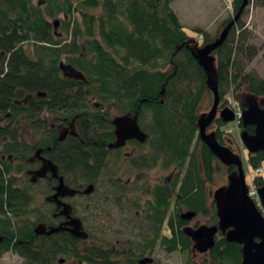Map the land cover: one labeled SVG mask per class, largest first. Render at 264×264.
<instances>
[{"label":"trees","instance_id":"16d2710c","mask_svg":"<svg viewBox=\"0 0 264 264\" xmlns=\"http://www.w3.org/2000/svg\"><path fill=\"white\" fill-rule=\"evenodd\" d=\"M171 1L44 0L42 6L33 0H0V250L20 255L26 264H56L60 253L73 255L82 264H124L115 261L118 255L111 250L90 247L79 252L81 241L66 234L35 237L37 223L25 221L33 214V199L28 189L17 187L15 176L24 170L32 148L20 141L18 128L25 119L32 129L41 130L46 122L38 119L44 109L66 111L69 117L78 115L80 139L84 144L98 143L99 154L93 147L68 145L65 172L81 173L85 183H95L96 167L105 164V146L113 140L109 109L97 108L98 104L115 103L119 110L144 113L151 158L164 157L165 164H178L180 170L186 166L179 188L180 203L206 215L207 184L214 185L223 170L228 176L236 171L235 166L223 165L198 137V110L206 99L211 109L213 95L193 53L219 34L211 40L200 31L201 42L188 36L170 8ZM241 3L233 0V17ZM254 3L264 6V0ZM244 13L212 54L223 107L230 86L235 95L245 87L247 94L264 97V80L245 71L258 51L242 23ZM62 15L59 29L63 33L58 36L53 23ZM233 17L223 22L222 28ZM61 63L81 72L86 82L64 77ZM40 94L46 96L37 97ZM28 96L32 98L24 104ZM91 99L95 100L93 105L88 103ZM224 125L221 119L213 123L221 145L227 143ZM246 130L254 133L253 126ZM247 160V167L257 170L262 167L264 153H248ZM253 184L261 187L264 180L257 176ZM163 190L154 196L155 205L149 203L147 209L154 233L148 247L151 249L159 239L167 252H188L191 241L183 234L181 220L177 225L171 222L170 239L160 237L171 193L168 188ZM212 207L213 220L217 221L214 202ZM129 256L127 263L131 264ZM207 256L210 264H242L241 246L228 243L224 237L216 240ZM187 264L197 263L189 260Z\"/></svg>","mask_w":264,"mask_h":264},{"label":"flooded vegetation","instance_id":"af4514ba","mask_svg":"<svg viewBox=\"0 0 264 264\" xmlns=\"http://www.w3.org/2000/svg\"><path fill=\"white\" fill-rule=\"evenodd\" d=\"M60 72L64 76V73L62 72V70H60ZM76 81H80L84 83L86 82V79L83 81L82 80H76ZM45 96L42 97L38 95L37 97L44 98ZM31 98H32L31 96H28V98L24 100V104L27 103L28 102L27 100ZM88 103L91 104L92 101H89ZM105 107L106 105H101V104H98L97 106V108H101V109ZM225 107L227 106L224 105L223 107L220 104L219 109L221 110ZM138 108L140 109L141 107L139 106ZM111 109L114 114H113V117L111 118L109 117V122H110V127H111L109 132L112 134L113 140L107 143L105 146V148L107 149L106 156H105V164L101 167L99 166L96 167L97 169H96L95 183L83 182L82 181L83 175L79 172L75 174H68L67 172H65L66 170L65 164H67L66 161H67V151H68L69 144L83 145L85 149L86 148L91 149V147H93L92 150L96 154H99V150L96 148V146H98V143L89 142L87 144H84V141L80 139V130L78 126L79 116L77 115V116L69 117L67 116L66 111H62L58 113V112H55L54 110H47V109H44L43 112H47V113L50 112L51 113L50 118H44V117L42 118L41 115L43 112L40 114V117L38 120H44V122H46V125H41V130L36 131V129H32L33 131L32 130L30 131V134H31L30 137L34 139V143L32 145L30 144L32 148L31 153L27 159L26 164L24 165V170L20 173V174L23 173V177L29 181L30 186L37 185L40 182H46L47 188H48L47 190L48 194L47 196L44 197V202L50 207L48 211L50 218L48 220L39 219V221L41 222L37 223L36 226L34 227L35 237L50 238V237H54L57 235L66 234L75 239L80 240L81 241L80 243H83L89 240L90 234L87 231H85L83 221L75 215L74 207L68 201L78 196H83V197L88 196L89 197L93 195L96 192V190L98 191L101 190V188H99L101 187V184L105 185L104 188L114 186L115 191L118 193L116 194L118 195V197L120 196L126 197L128 195H132V197L137 199L135 200L137 201V203L134 201L132 202V205L130 204L129 215L133 214L134 220H139L141 223H144L146 227L149 229V232L147 233H145L144 231H139L138 229V232H137L139 233L138 236L140 239H142L140 240V244H142L143 242L150 243L154 238V233L151 231L152 222L150 218L148 217L147 209H148L149 203H151L152 205H155L154 196L161 195L164 192L163 189L165 188H168L171 193L167 199V205L165 206L166 207V217L161 225L160 237H167L168 239L172 237V234H173L172 229H171L172 221L174 225H177L176 222L178 220H181L182 222H184V225L182 227V231L184 235H185L184 229L192 228L196 230L200 227L197 224L194 225V227H190L189 223L192 220H194L198 215H202V214H198L197 212L188 209L185 205L180 203L179 188H180L181 180L183 178V177L181 178L180 166L178 164H170V163L165 164L164 157L151 158L150 156V153H152V149H151V144L149 142V134L145 130V127L143 126L144 113L140 114L139 111L131 112L130 110L129 111L119 110L117 109V105L115 103L111 104ZM244 109L245 108L241 104L240 111H243ZM102 112H104V110H102ZM127 116L130 118H133L134 116H136L137 125L140 131L146 135V139L144 140V142H140L136 139H130V140H126L119 147L109 148L108 147L109 144L116 143V136L114 134V131L116 129V125L114 122L115 119L119 117H127ZM240 124L242 125L241 120H239L238 126L240 129H242V131L246 130V128H243L242 126H240ZM210 127H213V124ZM215 131L216 130H214L213 133H215ZM241 132L239 135H241ZM215 136H216V133H215ZM60 137H63V140H60L59 139ZM198 137H199V133H198ZM227 139L229 140L228 137ZM228 140H227V143L222 144V145L218 142V140L217 142L219 143L220 146L229 148L231 147V145ZM59 145L60 147H58ZM231 151L233 152L232 149ZM45 161H50L51 164L55 166L56 172L53 173L52 171L48 170L43 176L36 175V172L42 169ZM124 177L126 178L125 184H123L122 182V179ZM60 179L62 180V183L64 184V186H67L73 190L79 191V193H77L76 195L72 197L59 195L57 196V198H54V196L57 195L56 189L60 185ZM244 183L246 187L249 189L250 186L246 182V179ZM89 186H93V191L91 194L84 195L80 193ZM256 188L258 190L259 187H256ZM205 193H206V200H207V211H206L207 213L206 215H203V216H206V217L209 216L210 220L213 221V217H212L213 202L215 205V210H216V215H217L216 201L213 198L214 193H212L211 191H209L208 193L207 189H205ZM210 193L212 194L210 195ZM106 195H108V190L103 189L101 196H104L105 198ZM210 196H212L211 203L208 202V200L210 199ZM138 200L140 202H138ZM65 206H68V207L70 206L71 209L70 210L67 208L65 209ZM261 207L264 210V207L262 206V204H261ZM137 208H140V210L138 211ZM188 212H194L196 214L195 217H193L191 220H183L181 216ZM71 218L78 219L81 222L82 229L84 230V232L88 234V238L86 240L74 237L67 230L69 228L68 222L70 221ZM218 220L219 219L217 217V222H216L217 224H213L210 226H207V225H202V226L211 227L214 225H218ZM38 225H43L46 232L50 231L52 228H59V227L64 228V230L56 232V233H52L51 235H46V234L36 235L35 228ZM185 237L187 236L185 235ZM221 237L225 238V235L221 233V231H218V233L215 236V243H216V240ZM149 238L151 239L148 240ZM157 242L159 243V245L162 246L159 239L154 243V245ZM128 243L130 244L132 242H130V240L127 238L118 239V240H115V242H113L112 248H109V249L105 248V246L108 244H104V246L102 244L97 248L111 250V252H113L114 255L117 254L118 257L119 255H121V257L126 258V261L131 252V255H130L131 257L129 256L130 262H132L131 264H139V262L145 258L152 259V263L150 264L154 263L153 258L147 255V253H149L147 250L149 251L152 250L154 245L151 249H149L148 247L149 243H148V245H143L141 250L137 249V251H139V253H137L138 259L135 261L134 258H132V255L136 251L134 247L131 248L130 252L127 250L126 251L123 250L122 252H120L121 251L120 249L124 248ZM191 246H194V243L192 241H191ZM77 250L79 252L83 251V250L82 251L79 250V244L77 245ZM63 256H65L66 258H63ZM118 257L115 258V261H117L116 259H118ZM21 258L25 261L23 257ZM69 259H71L73 263H75L74 260H77V264H82V262L79 259H76L74 258L73 255L70 256L67 253L58 254L56 256V264H66Z\"/></svg>","mask_w":264,"mask_h":264},{"label":"rangeland","instance_id":"374dc122","mask_svg":"<svg viewBox=\"0 0 264 264\" xmlns=\"http://www.w3.org/2000/svg\"><path fill=\"white\" fill-rule=\"evenodd\" d=\"M33 2L36 5L39 3V5L44 6L45 4L44 0H33ZM170 8L178 17L184 32L188 36H191V38H197L196 40H200V42L203 40V36L199 33L200 31L203 35H206L212 40L223 30L222 23L234 15L233 0H172ZM75 18H78V15H75ZM63 19L64 16L62 15L55 20L63 21ZM242 23L248 25L249 28H247V30L251 33V44L254 45L258 51L257 56L246 65L245 71L253 72L260 79L264 80V6H257L255 5L254 0H251L250 4L245 8ZM59 28L57 32L63 33L62 29ZM200 42L199 45L203 44ZM166 69L168 68L166 67ZM233 88V86L228 88L225 100L227 101L226 104H229L231 108H234L239 112L240 105L245 103L249 94L246 93L244 87L235 95ZM223 89L226 90L227 87L225 86ZM258 100L263 102L264 97L258 98ZM91 101L92 103L90 105H93L95 100L91 99ZM208 103L209 99L204 100L198 110L199 115L208 114L210 111ZM105 105L106 108L109 109L110 118L113 117L114 113L111 109V104L108 103ZM261 106L264 108V104L261 103ZM50 115V112H43L41 117L50 118ZM0 118H2V116H0ZM21 121L22 122L19 124L18 128V130L20 129V141L23 144L29 143L32 145L34 139L30 137V131L32 130L31 127L33 125L25 119H22ZM5 123L3 122L1 125L3 126ZM214 130L215 126L208 128L207 132H214ZM222 130L225 132L224 141L227 142V137L229 138L228 141H230L231 149L243 161L246 182L248 185L253 184V178L256 177V173L255 170L248 168L246 164L248 161V152L243 147L239 135L242 129L239 128L236 121H233L224 125ZM193 149H195V144L192 145V150ZM185 169L186 166L181 170V178L184 175ZM15 177L17 178V187L28 189V192L32 195L33 199V203L30 206L33 210V214L24 218L25 221L39 223L41 222L39 219L48 220L50 218L48 213L50 207L44 202V197L48 194L46 182H40L37 185L30 186L29 181L23 177V173L17 174ZM122 182L125 184V177L122 179ZM228 182V174L223 170L222 173L218 175L214 185H208L206 189L208 193L209 191L214 193L217 189L225 185L227 186ZM104 186L105 185L101 184V187H99L101 190H96V192L89 197L78 196L68 201L74 207L75 215L83 221L85 231L90 234L89 240L79 244V250L82 251L90 247H99L102 244L103 246L104 244H108L105 248L109 249L112 248L115 240L127 238L132 243H128L124 248L120 249V252L123 250L130 252L131 248L134 247L136 251L132 255V258L136 261L138 259L137 253H139L137 249L141 250L143 245H148L149 243L143 242L140 244V240L142 239L139 238V233H137L138 229L145 233L149 232V229L144 223H141L139 220H134L133 214L129 215L130 204L132 205V202L137 199L132 197V195L118 197V195H116L118 193L115 191L114 186L107 188H104ZM103 189L108 190V195H106L105 198L104 196H101ZM212 193H210V195ZM211 200L212 196H210L208 202L211 203ZM135 202L137 203V201ZM138 202L140 201L138 200ZM137 210L139 211L140 208H137ZM262 214L264 215V210L262 211ZM216 222L215 219L211 221L209 216L198 215L189 223V226L194 227L196 224L198 226H210L216 224ZM150 239L151 238L148 240ZM147 251L149 252L147 255L151 256L154 260L153 264H187L189 260H192L197 264H210L207 254L197 253L193 250V246H191L188 252H167L157 242L152 250ZM63 258L66 257L63 256ZM116 260L121 261L122 263L124 262L125 264L129 259L127 258L126 261V258L119 255ZM74 261L75 263L69 259L66 264H76L77 260ZM0 264H25V261L20 255L2 248L0 250Z\"/></svg>","mask_w":264,"mask_h":264},{"label":"water","instance_id":"95a60500","mask_svg":"<svg viewBox=\"0 0 264 264\" xmlns=\"http://www.w3.org/2000/svg\"><path fill=\"white\" fill-rule=\"evenodd\" d=\"M248 6V0H242L241 6L233 17V19L223 28L219 37L210 44L196 49L193 57L200 68H202L206 76V85L213 95V104L208 114L200 115L197 127L199 138L207 146L210 152L225 166H235L236 171L228 176L229 183L225 187L217 189L213 198L216 201L218 225L211 227L200 226L198 229L186 228L185 235L194 243L193 249L199 254H207L215 246V236L218 231L225 235L228 243H233L241 246L242 264H264V217L259 208L248 195V188L246 187L245 173L241 159L234 154L229 148L220 146L216 140L215 133H207V129L213 124L216 119H221L224 124L230 123L235 119V113L229 107L219 109L220 97L218 91V81L215 71V58L212 55L225 42L231 28L240 19L243 11ZM55 34H59L58 28L60 21L56 20L54 23ZM60 36V34L58 35ZM60 70L64 76L74 80H85L84 75L77 71L71 65L61 63ZM39 96H45L40 94ZM258 98L249 95L245 103V109L241 114L242 127H254V133L250 134L243 130L240 135V140L243 147L250 154L259 152L264 153V108L261 106ZM116 129L114 134L116 136V143L109 144V148L119 147L126 140L136 139L144 142L146 135L142 133L137 125L136 116L119 117L115 119ZM63 140V137L59 138ZM48 170L53 173L56 172L55 166L50 161H45L42 169L36 172V175L43 176ZM57 196L72 197L79 193L67 186H64L60 179V185L56 189ZM93 191V186L87 187L80 192L84 195H89ZM258 195L262 206L264 207V185L259 187ZM71 209L65 206V209ZM194 212H188L181 216L183 220H191L195 217ZM67 229L74 237L86 240L88 234L82 229L81 222L78 219H70ZM64 228H52L46 232L43 225H38L35 228L36 235L46 234L51 235ZM3 240L0 237V242ZM152 259L145 258L139 264H150Z\"/></svg>","mask_w":264,"mask_h":264},{"label":"built area","instance_id":"2783aa9c","mask_svg":"<svg viewBox=\"0 0 264 264\" xmlns=\"http://www.w3.org/2000/svg\"><path fill=\"white\" fill-rule=\"evenodd\" d=\"M235 112V116H236V122L239 123L240 117H241V111H236L234 108H232ZM256 174H260L261 173V169L255 170ZM249 197L254 201V203L256 204V206L259 208V210L263 211L262 207H261V202L260 199L258 197L257 194V188L251 184L250 188H249Z\"/></svg>","mask_w":264,"mask_h":264},{"label":"crops","instance_id":"0c3cea01","mask_svg":"<svg viewBox=\"0 0 264 264\" xmlns=\"http://www.w3.org/2000/svg\"><path fill=\"white\" fill-rule=\"evenodd\" d=\"M262 169H263V172H262V178L264 179V162L262 163Z\"/></svg>","mask_w":264,"mask_h":264},{"label":"bare ground","instance_id":"6f19581e","mask_svg":"<svg viewBox=\"0 0 264 264\" xmlns=\"http://www.w3.org/2000/svg\"><path fill=\"white\" fill-rule=\"evenodd\" d=\"M244 26H245L246 28H249L248 25H246V24H245ZM263 176H264V175H263Z\"/></svg>","mask_w":264,"mask_h":264}]
</instances>
